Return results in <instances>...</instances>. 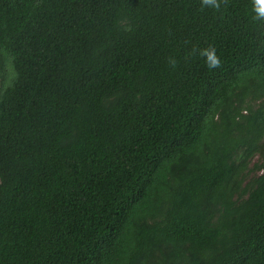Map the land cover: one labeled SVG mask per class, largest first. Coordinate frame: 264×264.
<instances>
[{"label":"trees","instance_id":"16d2710c","mask_svg":"<svg viewBox=\"0 0 264 264\" xmlns=\"http://www.w3.org/2000/svg\"><path fill=\"white\" fill-rule=\"evenodd\" d=\"M0 264H264V0H0Z\"/></svg>","mask_w":264,"mask_h":264},{"label":"rangeland","instance_id":"374dc122","mask_svg":"<svg viewBox=\"0 0 264 264\" xmlns=\"http://www.w3.org/2000/svg\"><path fill=\"white\" fill-rule=\"evenodd\" d=\"M260 159L257 157V158H255L254 160H253V162L251 163V165H250V168H253L254 167V165L256 164V163H260ZM257 174H252L250 177H253V176H256Z\"/></svg>","mask_w":264,"mask_h":264}]
</instances>
